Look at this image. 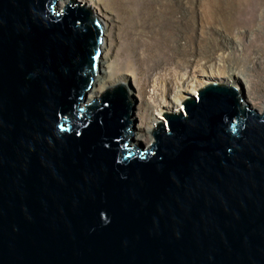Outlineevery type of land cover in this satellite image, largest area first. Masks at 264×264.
<instances>
[{"label":"water","instance_id":"1","mask_svg":"<svg viewBox=\"0 0 264 264\" xmlns=\"http://www.w3.org/2000/svg\"><path fill=\"white\" fill-rule=\"evenodd\" d=\"M0 0V264H264V113L209 85L130 147L123 86L81 108L102 31Z\"/></svg>","mask_w":264,"mask_h":264},{"label":"rangeland","instance_id":"2","mask_svg":"<svg viewBox=\"0 0 264 264\" xmlns=\"http://www.w3.org/2000/svg\"><path fill=\"white\" fill-rule=\"evenodd\" d=\"M81 1L102 29L103 48L90 87L105 75L98 73V64L109 63L113 79L108 84L128 92L132 118L137 114L130 129L139 143H156L150 132L158 123L168 127L161 114L184 112L183 101H199L193 90L213 84L236 85L245 91L250 107L264 113V0H151L154 15L149 0H105L104 5ZM61 6L62 11L66 6ZM165 43L172 49L168 57ZM249 77L254 91L247 86ZM98 87L102 93L95 92V98L111 89L103 83Z\"/></svg>","mask_w":264,"mask_h":264},{"label":"bare ground","instance_id":"3","mask_svg":"<svg viewBox=\"0 0 264 264\" xmlns=\"http://www.w3.org/2000/svg\"><path fill=\"white\" fill-rule=\"evenodd\" d=\"M69 1H71V0H59L58 2H60V8H63L62 6H61V4L63 3L66 7H67V4H68V2ZM75 1H78V0H75ZM97 1V3L99 4V5H104L105 4V0L104 1H102V0H96ZM95 1V2H96ZM150 1V9H151V12H152V14L154 15V9H155V4L153 3V2H151V0H149ZM82 3L83 2H88L87 0H82L81 1ZM69 5V4H68ZM85 5H88V4H85ZM64 6V7H65ZM65 7V8H66ZM64 8V9H65ZM95 8V7H94ZM95 10L97 11L96 12V15L99 17V11L95 8ZM91 11V10H90ZM92 12V11H91ZM153 25H156V23L154 22L153 23ZM102 44V43H101ZM165 46H166V50L165 51H163V54H164V57L166 56V57H168L169 56V52L172 50L171 49V46H169V45H167L166 43H165ZM101 48H103V45H102V47H101V45H100V47H99V49L101 50ZM109 49H110V47H109ZM109 49H108V51H109ZM118 63L120 64V62H119V60H118ZM98 73L100 74V75H102V74H105L104 75V77H102V78H97V79H95V81H94V84L91 86V87H89V88H91L90 89V91L88 92V95H90L89 97H87V98H85L86 99V101H84L83 103H80V107L81 108H85V107H87V106H89L90 105V103H92V101L93 102H95V100H98L99 98H95V96H92L95 92H97V93H102V92H100L99 91V87L97 88V86H99L100 85V83H103V85H107L108 87H110V88H112V87H114V86H112V85H110L109 86V84H108V82L109 81H111L113 78H112V75H110V70H109V63H107V64H105V63H101L100 65L98 64ZM100 67H101V70H100ZM105 67H106V69H105ZM114 68H116V66H114ZM131 76V75H130ZM98 77V76H97ZM133 77V76H132ZM133 80H134V78H133ZM247 86L248 87H250L251 89L253 88V81L251 80V78L249 77L247 80ZM134 82H135V80H134ZM139 82V79L137 78V81H136V83H138ZM110 83V82H109ZM131 86V85H130ZM234 87L236 86V85H233ZM130 89V88H129ZM197 90L195 89V90H193V92L192 93H194V94H197V97H199L198 96V91L196 92ZM105 93V92H104ZM103 93V94H104ZM196 97V98H197ZM95 98V99H94ZM83 101V100H82ZM86 104H88V105H86ZM241 104H242V106H246L247 104L249 105V100H246V101H241ZM86 109V108H85ZM135 116H137V114L135 113L134 114V117ZM133 117V118H134ZM132 118V119H133ZM135 129H137L136 127H135ZM135 132V131H134ZM134 132H133V135H132V140L130 141V147H135L136 145H138L139 144V142H138V138H137V135L138 134H136L135 136H134ZM152 132V131H151ZM150 132V133H151ZM136 133V132H135ZM153 140H154V138H153ZM132 142H133V144H132ZM133 145V146H132Z\"/></svg>","mask_w":264,"mask_h":264},{"label":"clouds","instance_id":"4","mask_svg":"<svg viewBox=\"0 0 264 264\" xmlns=\"http://www.w3.org/2000/svg\"><path fill=\"white\" fill-rule=\"evenodd\" d=\"M93 18H95V20H96V23L100 26V28H101V23L99 22V20H98V18L97 17H94L93 16ZM101 31H102V29H101ZM99 57V56H98ZM99 59V58H98ZM98 62V61H97ZM197 99H199V98H197ZM184 112H185V109H184ZM129 145H130V143H129Z\"/></svg>","mask_w":264,"mask_h":264},{"label":"trees","instance_id":"5","mask_svg":"<svg viewBox=\"0 0 264 264\" xmlns=\"http://www.w3.org/2000/svg\"><path fill=\"white\" fill-rule=\"evenodd\" d=\"M141 83H142V81H141V79L139 78V84H141ZM252 90H253V91L255 90L254 86H253Z\"/></svg>","mask_w":264,"mask_h":264}]
</instances>
